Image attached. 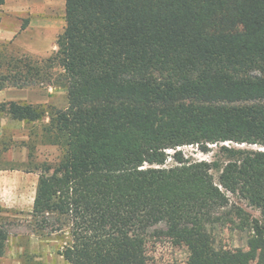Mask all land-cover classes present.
Returning <instances> with one entry per match:
<instances>
[{"label":"trees","instance_id":"1","mask_svg":"<svg viewBox=\"0 0 264 264\" xmlns=\"http://www.w3.org/2000/svg\"><path fill=\"white\" fill-rule=\"evenodd\" d=\"M64 11L49 56L0 44V89L67 97L0 104L13 120L47 116L43 135L62 150L25 169L37 173L34 233L62 235L67 264H147L159 224L188 264H250V251L264 264V225L241 203L264 214V0H64ZM228 141L258 148L221 145L212 160L178 149ZM233 216L249 250H213L209 225Z\"/></svg>","mask_w":264,"mask_h":264},{"label":"rangeland","instance_id":"2","mask_svg":"<svg viewBox=\"0 0 264 264\" xmlns=\"http://www.w3.org/2000/svg\"><path fill=\"white\" fill-rule=\"evenodd\" d=\"M40 1L49 2L48 0ZM49 6L52 7L55 13L60 15L64 9V0L61 1L58 7L53 4ZM17 17L21 19L23 25H26L30 19L49 18L45 14L35 13L34 8L31 11L21 10ZM50 17L53 18L55 15L52 14ZM64 24L65 21L63 27ZM61 31L62 29L59 28L56 36ZM30 35L32 37V32H30ZM27 38V34L20 35L21 40L25 39L27 41ZM55 40L56 37L50 40L49 43L48 40H44L45 51L42 49L38 53L32 52V55L49 56L55 49ZM8 49L14 52H24L23 44L19 42L9 44ZM45 88L39 89L45 90ZM53 91H55V88H53ZM62 91L63 89L56 88V93H51L56 103V106H52L57 108L66 107L67 97L66 93L63 94ZM0 118L3 123L0 125V221H10L7 224L9 235L4 255L0 258V264H67L58 254V251L64 245L62 235L55 233L47 236L38 235L34 233L29 222L37 173L26 172L25 169L35 170L34 167L43 162L54 164L62 156L61 148L57 144L48 142L46 136L43 135V125L48 123L49 118L45 116L35 123L13 120L9 118L6 106H0ZM221 145L238 148H258L257 145L228 141L208 144L206 152L200 151L196 145H184L178 147V149L181 150L184 157L189 159L212 160L221 156ZM29 151L32 153L31 156H29ZM169 163H172V161H169ZM16 170H19V172ZM213 173L216 177V172ZM241 203L251 217L264 225V214L244 202ZM209 228L214 237L213 250H249L247 240L251 232L249 229L243 228L237 217L233 216L231 219L215 221L209 225ZM165 231L166 227L163 224H159L150 230L146 244L147 264H188V248L173 241ZM256 257L257 252L250 251V264H254Z\"/></svg>","mask_w":264,"mask_h":264},{"label":"crops","instance_id":"3","mask_svg":"<svg viewBox=\"0 0 264 264\" xmlns=\"http://www.w3.org/2000/svg\"><path fill=\"white\" fill-rule=\"evenodd\" d=\"M48 1L49 2L44 3L40 0H4V3L0 4V44L22 43L23 51L29 54H32V52L38 53L42 49L45 51L46 45H43L44 40H48V43L50 40H53L56 37L57 30L59 28L63 29L64 23V9L61 14L58 15L52 7L49 6L51 4L57 6L58 0ZM61 1L63 2V0H59V4ZM32 8H34L35 13L45 14L49 16V18L38 20L30 19L28 23L23 26L17 14L25 9L31 11ZM52 14H54L55 17L51 18L50 16ZM30 32H32V37ZM21 34L28 35L27 41H25V39H20ZM52 92L56 93V88L55 91H53V87L51 86H47L45 90L29 88L19 89L13 87L3 88L0 89V103L14 100L32 104H51L56 106L54 96L51 94ZM62 92L63 94L66 93L64 89ZM2 124L0 118V125ZM16 171L19 172V170Z\"/></svg>","mask_w":264,"mask_h":264}]
</instances>
